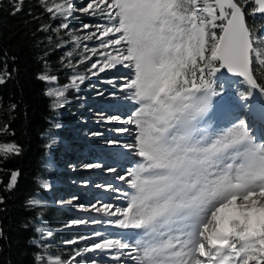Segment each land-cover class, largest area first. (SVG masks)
Masks as SVG:
<instances>
[{"label":"snow or ice","instance_id":"1","mask_svg":"<svg viewBox=\"0 0 264 264\" xmlns=\"http://www.w3.org/2000/svg\"><path fill=\"white\" fill-rule=\"evenodd\" d=\"M22 2L15 0L12 15ZM39 3L50 19H61L59 27H69L63 21L76 11L72 0ZM78 10L106 21L87 38L111 49L102 53V66L94 62L88 71L128 70L122 87L137 107L122 121L134 129L120 131L135 132L125 147L139 158L120 177L131 190L123 193L125 205L93 206L116 217V228L132 231L127 239L102 238L86 251L116 250L112 259L120 264L122 255L134 264H264V140L257 141L251 126L254 118L264 120V82L254 75V66L264 75V28L257 32L246 20L264 14V0H89ZM232 77L245 85L235 93L244 103L231 104ZM85 78L73 76L70 86ZM47 94L59 101L64 91ZM217 97V110L231 105L232 111L213 127L207 120ZM0 153L19 155V148L0 145ZM18 175L11 173L9 189ZM36 231L45 239L44 228ZM43 260L37 256L38 264ZM47 264L77 262L53 257Z\"/></svg>","mask_w":264,"mask_h":264},{"label":"rangeland","instance_id":"2","mask_svg":"<svg viewBox=\"0 0 264 264\" xmlns=\"http://www.w3.org/2000/svg\"><path fill=\"white\" fill-rule=\"evenodd\" d=\"M54 2L60 3L62 0H48L50 5ZM88 2L89 0H72L76 11L63 21L68 23L67 29L59 27L61 19H57V27L63 34L61 37L64 36L61 44L63 70L60 73L40 74L54 76L56 79L43 80L44 92L50 98L53 114L49 119V126L40 135L43 139L41 167L44 174L38 178V184L42 190L31 197L40 201V212L33 220L35 235L31 238V242L38 248L35 253L36 261L38 255L44 257L39 264H47L53 257H59L62 261L75 257L77 264H120L112 259L116 250L86 249L94 242H102V238L127 239V232L132 231L116 228L113 223L116 217L107 216L93 208L111 204L115 209L125 205L123 193L131 190L120 177H126L128 169L134 167L139 158L125 147L133 143L135 132L130 135L120 131L122 128L134 129V125L122 121L137 107L134 101L127 98L128 90L122 87L126 82L124 74L128 70L118 65L120 71L106 69L98 75H92L88 71L94 62L98 67L102 66L105 61L102 53L111 51L100 49V40L95 37L87 38L96 30V24L106 23L99 16L78 10ZM261 15L264 14L257 13L255 17L246 15L249 20H253H248L249 26L252 27L255 23L257 32L264 28V19L259 18ZM85 24L92 27L85 29ZM92 48L98 49L97 55L89 50ZM261 71L258 66H254L255 74L259 75ZM5 75L0 69V79L3 80ZM76 75H85L86 78L82 83L77 81L76 86H70L72 77ZM62 78L64 82L60 81ZM239 80L237 77L231 78L230 88L227 89L229 97H238L235 93L244 90L245 85L240 84ZM57 90L64 91V96L59 101L54 94H47ZM207 124L215 127L217 123ZM254 134L258 142L264 140V123L256 125ZM0 145L15 144L8 142ZM89 164L98 167H85ZM44 183L48 187H43ZM48 208H52L55 214L53 224L43 215ZM38 227L44 228L45 239H41V233L36 231ZM48 232H51L50 237L47 236ZM97 232L101 235L98 238L92 237ZM78 251L81 255L76 256ZM121 261L123 264H134L126 255L121 256Z\"/></svg>","mask_w":264,"mask_h":264},{"label":"trees","instance_id":"3","mask_svg":"<svg viewBox=\"0 0 264 264\" xmlns=\"http://www.w3.org/2000/svg\"><path fill=\"white\" fill-rule=\"evenodd\" d=\"M14 2L0 0V69L6 74L0 83V143L11 142L19 148V155L0 153V264H37L38 248L31 238L40 208L28 201L40 189L38 178L44 174L40 135L53 114L45 83L38 77L63 70L64 36L57 27L59 21L50 19L39 0H23L21 11L12 15ZM45 26L47 31L42 30ZM254 75L264 82V75ZM14 171L19 175L9 189ZM43 215L54 223L52 208Z\"/></svg>","mask_w":264,"mask_h":264},{"label":"bare ground","instance_id":"4","mask_svg":"<svg viewBox=\"0 0 264 264\" xmlns=\"http://www.w3.org/2000/svg\"><path fill=\"white\" fill-rule=\"evenodd\" d=\"M107 50H109V49H107ZM111 50V49H110ZM234 99H230L231 100V104L232 105H234V104H237L238 103V99H237V97H233ZM241 102V101H240ZM255 103H256V105L259 103V101L257 100V101H255ZM246 111H248V109L246 110ZM259 118H254L252 121L254 122V121H256V120H258ZM260 123H262V121H259ZM207 123H209L208 121H207ZM254 124H251V126H253ZM92 237H94V238H98V236H96V235H92Z\"/></svg>","mask_w":264,"mask_h":264}]
</instances>
